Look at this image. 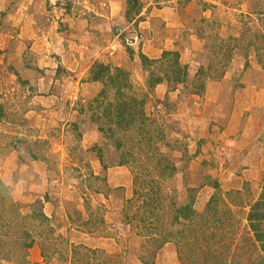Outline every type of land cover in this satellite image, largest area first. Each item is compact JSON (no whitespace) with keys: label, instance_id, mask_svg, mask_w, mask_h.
<instances>
[{"label":"rangeland","instance_id":"obj_1","mask_svg":"<svg viewBox=\"0 0 264 264\" xmlns=\"http://www.w3.org/2000/svg\"><path fill=\"white\" fill-rule=\"evenodd\" d=\"M64 30L61 65L64 44L44 43ZM94 59L128 84H82ZM249 87H264V0H0V264H254L206 166L228 148L216 107ZM118 100L140 110L120 128L104 115ZM25 234L26 253L10 242Z\"/></svg>","mask_w":264,"mask_h":264},{"label":"crops","instance_id":"obj_2","mask_svg":"<svg viewBox=\"0 0 264 264\" xmlns=\"http://www.w3.org/2000/svg\"><path fill=\"white\" fill-rule=\"evenodd\" d=\"M68 33L67 30L61 33L53 32V37H57V41L49 37L46 38L45 43L42 41L44 44H64L63 47L58 48L60 49L58 52H55L62 59L61 65L65 63L64 56L67 57L70 54L67 53L65 44L75 43L71 38L69 42L65 40ZM145 51L149 52L150 49L146 48ZM92 52L96 56L99 54V51L92 50ZM151 52L154 54L153 51ZM73 60L74 62H69L65 69L73 70L77 63L75 58ZM94 61L95 59L92 64ZM224 93L219 92L222 97ZM246 93L245 98H237L231 92L228 99L223 97L219 103L224 108L221 109L215 105L218 114L223 115L221 119L219 115L214 116L213 127L215 128V125L220 122L226 125L230 132L227 140L228 148L225 146L220 148V150L223 149L224 156L214 154L216 160L213 165L207 163L206 166L209 169L207 174L215 179L216 188L223 193L221 202L228 205L231 211L239 210L238 221L243 228L244 239L241 241L238 236L237 239L234 238V241L244 247L243 253L251 257L254 264H264V87H249ZM223 100H227L226 104L222 102ZM236 127L240 129L238 133L233 132ZM225 135L218 134L222 138ZM219 143L222 142L219 141ZM205 188L208 187L203 189ZM225 196H228V199ZM208 200L209 197L205 202L208 203Z\"/></svg>","mask_w":264,"mask_h":264},{"label":"trees","instance_id":"obj_3","mask_svg":"<svg viewBox=\"0 0 264 264\" xmlns=\"http://www.w3.org/2000/svg\"><path fill=\"white\" fill-rule=\"evenodd\" d=\"M167 56H172L173 59H172V62H171L170 66H171L173 72L175 71V72L178 73V76H176L174 78V81L177 82V83H182L184 81L185 76H180V75H182V73L186 72L185 71L186 68L179 65V62H178L179 54L177 52L171 53V52H168V51L162 53V58L165 59ZM140 58H141L144 66L152 64L153 62H159L160 61V59L159 60H150L149 58H147L143 54H141ZM111 69L112 68H111V66L109 64H104V63H101V62H94L91 65L90 69H89V72H88V75H87L88 79H86L85 82L86 83H103L105 78H107V79H110L109 81L119 83V84H117L118 85L117 89L120 90L122 88V85L125 86L126 84H128V74H127V72H125L124 70H122L120 68H115V70H114L116 72L115 76H112V78H111L109 76V75L112 74L111 73ZM151 75L152 76H151V81L150 82H151L152 85L159 84V83H161V81H164V80L168 81V78H162V77L153 76V74H151ZM167 77H169V76L167 75ZM119 78H121V80L125 84H122L121 81H118L117 79H119ZM120 84H122V85H120ZM103 93H105V91H101L99 93V95L103 94ZM117 103L118 104H115L113 107H112V103H108L106 108H109L108 111H112V112L105 113L104 115L106 117H109L110 123H113L115 125V127H117V128L125 127L126 125L132 124L133 121H135L136 117L138 116L136 114H137V112L140 111L139 108H131V106L129 105V102L126 103L124 100H118ZM141 117H142V113H141ZM108 129L111 130V128H109V127H108ZM116 147H120V143L119 142H118V144H116ZM99 160H100V162L102 164L100 156H99ZM125 162H126V160L121 159L119 164L120 165H125L126 164ZM102 167L104 169L107 168L104 164H102ZM95 178L99 179V177H95ZM100 181L101 182H105V179L101 178ZM216 185L217 184L215 182H213V187L214 188H216ZM0 187L6 188L5 186H3V184L1 182H0ZM7 199L8 198L6 196L5 197L2 196L0 198V202H5ZM187 209H189L191 213L195 214V212L191 209V207H187ZM182 210L183 209L178 210L177 214L178 215H179V213L181 214ZM219 211H220V208L217 207L216 210L213 211V216L217 217ZM226 214H228V213H226ZM226 214H224V215H226ZM32 215H33V217H37L35 214H32ZM198 216L202 217V215H198ZM39 218H41V220H43V221H47L48 220V218L46 216H44L43 214L40 215ZM185 218H186V214L181 215L179 218H178V216H176L175 217V223H177V222L179 223L180 222L179 219H185ZM10 239H11L10 242L11 243L13 242L15 244V247L17 246V247L22 248L25 251V253L27 252L28 249L32 248L34 243H35V240H34L33 236H31V234H25L22 237L11 236ZM168 239L169 238H168L167 235L163 236L161 242L157 246V250L160 247H162V245H164L165 243L169 242ZM90 251H94V250H90ZM41 256L43 258H45L44 254L43 255L41 254ZM152 257H154V256H152ZM22 262L29 264L28 262H26L25 257L22 259ZM142 263L143 264H153V261L148 262V261H144L143 260Z\"/></svg>","mask_w":264,"mask_h":264}]
</instances>
